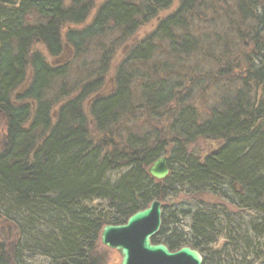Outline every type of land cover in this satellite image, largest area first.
Wrapping results in <instances>:
<instances>
[{
    "label": "trees",
    "instance_id": "obj_1",
    "mask_svg": "<svg viewBox=\"0 0 264 264\" xmlns=\"http://www.w3.org/2000/svg\"><path fill=\"white\" fill-rule=\"evenodd\" d=\"M94 1L0 0V264H100L102 228L124 224L154 200L162 216L153 244L189 247L202 264H264V0H233L236 21L223 22L215 1L179 0L129 50L106 89L114 44L101 47L95 79L71 81L73 62L106 35L132 36L172 0H107L88 25L62 33L83 25ZM206 13L216 18L206 21ZM155 42L175 60L205 54L209 71L189 70L187 95L167 65L149 66ZM66 50L71 58L60 63ZM241 52L239 76L211 94L203 118L193 107L197 88L214 67V87L228 78ZM84 65L80 75L90 71ZM135 78L150 117L175 102L170 139L126 128ZM198 139L218 147L194 156L188 147ZM165 153L170 173L156 181L147 168Z\"/></svg>",
    "mask_w": 264,
    "mask_h": 264
},
{
    "label": "rangeland",
    "instance_id": "obj_2",
    "mask_svg": "<svg viewBox=\"0 0 264 264\" xmlns=\"http://www.w3.org/2000/svg\"><path fill=\"white\" fill-rule=\"evenodd\" d=\"M107 0H95L93 2V9L89 15V18L86 20V22L81 26H72V25H66L62 29V33L65 32L67 29H81L82 27L88 25L92 19V17L95 14V11L97 8L104 3ZM142 0H129V2L138 5ZM179 0H172V5L170 8L159 11L157 18L149 19L146 22H143L141 25H139L137 31L132 36H121L120 33H115L112 36L106 35L101 40H99L96 44L89 47L86 53L83 55V59L79 58L78 60L74 61L71 67L70 72V80L74 81L79 78V83L84 80H91L95 79L96 77H99L102 70L101 65L103 62V56L100 52L102 46L110 47L111 44H114V49L112 50L109 60L107 62V67L104 68L105 72L102 76L103 84L106 85V87H110V80L114 77V74L116 73L117 67L122 63V61L127 56V53L129 50L134 47L136 44L139 43V41L145 39L149 34L154 30V28L157 25V19L164 18L173 11H175L176 7L178 6ZM215 1V5L218 6L220 9L218 10L220 15V18H224L223 21H227L229 18L235 20V16L232 15V11L234 9V2L233 0H211ZM257 4L262 5L263 0H255ZM216 16L213 17L210 16L209 13H206L205 20L212 21ZM192 23L194 21V18L191 20ZM236 21V20H235ZM215 23H220L219 19L214 21ZM201 23V22H200ZM200 25V24H199ZM205 28V27H203ZM205 30V29H204ZM206 32V31H204ZM120 34V36H119ZM155 52L153 55V58L151 60L152 63H149V66L153 64V62L157 63L160 69L162 70L165 65H167L171 70L174 71V73L181 77V80L184 82V87L180 91V95L187 93V91L190 87V84L187 82L188 76H189V70L191 68L196 67L199 71L207 72L209 71V65L210 63L207 62L208 59L204 58L205 54H199L195 53L194 55L190 57H182L179 60H175L173 56L170 55V53H166L167 47L166 44L155 42ZM33 51H38L42 53L44 56H46V50L42 47L40 44H34ZM237 55V54H236ZM243 54L242 52L239 54L238 61L236 62V67L240 65V63L243 60ZM71 58L69 55V52L66 50L62 53V58L60 59V63L65 62L68 58ZM69 58V59H70ZM68 59V60H69ZM166 62V63H165ZM82 63H85L84 67L88 70H90L85 75H80L79 70L81 68ZM106 63V61H105ZM149 66H146V69H149ZM215 66V64H214ZM216 67L213 68L212 72L209 73L210 81L206 82V84L201 85L199 89L197 88V91L193 98V107L198 112L200 111L203 114V118H206L209 112V106L211 105V101L209 98H211V94L215 92H219L222 90V85L226 84L227 82L231 81L238 77L240 74V69L237 67L235 71L232 72V74L227 78H222V80H219L217 86L214 87L213 83L215 81L214 77L216 75ZM199 75V74H198ZM80 76V77H79ZM79 77V78H78ZM87 78V79H86ZM89 78V79H88ZM186 80V81H185ZM212 80V81H211ZM217 82V80H216ZM87 83V81H85ZM143 81L141 79L135 78L133 80V85L131 89V103L132 106H127V113L128 110L130 112L127 114L129 116V119L127 118V115L123 117V120L125 121V125L127 129L132 132H136L140 134L139 136L143 137L145 136H152L157 133L160 134V140L170 139L172 137V134L169 133V126L172 121L173 115L175 113V110L177 109V106L175 102H171L166 107L161 108L156 114H153L152 117H150L148 112H145L143 110V103L139 100V94H140V87L142 88ZM82 84V83H81ZM84 84V83H83ZM232 85V84H231ZM189 86V87H188ZM19 91V88L17 89ZM186 99V98H185ZM176 101V100H175ZM190 101V103H192ZM189 103V104H190ZM136 106H139L138 108H135ZM137 109V111H135ZM132 111H134L132 115ZM205 114V116H204ZM128 119V120H127ZM6 123L4 121L3 115L0 113V149L2 148V144L4 142V136H5V126ZM2 143V144H1ZM218 147V143H215L211 140L207 139H198L194 143L189 145V151L194 156H204L209 154L210 152L216 150ZM170 149V146L167 147V150ZM163 156L168 157L169 155L167 153L163 154ZM169 158V157H168ZM149 168V167H148ZM181 198V197H179ZM182 199V198H181ZM96 204L98 202H95ZM4 231L0 228V242L5 240L4 237ZM222 240H220V243ZM96 254L101 259L100 264H119L120 263V257L119 255L106 247H103L100 242L97 244L96 248Z\"/></svg>",
    "mask_w": 264,
    "mask_h": 264
},
{
    "label": "water",
    "instance_id": "obj_3",
    "mask_svg": "<svg viewBox=\"0 0 264 264\" xmlns=\"http://www.w3.org/2000/svg\"><path fill=\"white\" fill-rule=\"evenodd\" d=\"M169 173L166 156L157 158L147 169V174L156 181L164 180ZM161 216L162 204L154 200L124 224L104 226L99 236L100 244L119 255V264H202L201 254L189 247L170 251L163 244L152 243L160 229Z\"/></svg>",
    "mask_w": 264,
    "mask_h": 264
}]
</instances>
